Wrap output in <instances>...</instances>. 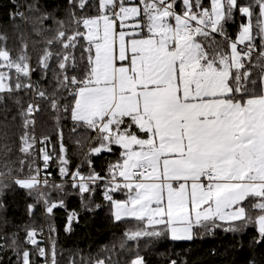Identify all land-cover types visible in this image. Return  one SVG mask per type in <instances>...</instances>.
Instances as JSON below:
<instances>
[{"label": "snow or ice", "instance_id": "6c2138e0", "mask_svg": "<svg viewBox=\"0 0 264 264\" xmlns=\"http://www.w3.org/2000/svg\"><path fill=\"white\" fill-rule=\"evenodd\" d=\"M9 2L20 43L10 47L0 32V101L13 100L22 120L23 158L0 145V192L24 189L29 215L39 205L49 216L68 195L87 211L102 196L113 223L132 226L91 264H147L141 242L216 230L252 228L251 243L264 242V0H64L51 11L40 0ZM25 28L40 38L31 49ZM42 105L57 122L58 149L35 136ZM37 143L43 164L25 170ZM105 154L115 159L97 170ZM53 166L59 182L48 179ZM76 217L69 213V226ZM25 234L43 264H57L54 245L48 254L35 228ZM0 239L8 241L0 251L11 247L22 264H35L28 250L17 251L16 233Z\"/></svg>", "mask_w": 264, "mask_h": 264}, {"label": "trees", "instance_id": "16d2710c", "mask_svg": "<svg viewBox=\"0 0 264 264\" xmlns=\"http://www.w3.org/2000/svg\"><path fill=\"white\" fill-rule=\"evenodd\" d=\"M24 4L30 0H17ZM64 0H40V4L47 10H56ZM11 10L9 0H0V32H7L9 36L8 44L10 47H18L20 43L19 33L13 29L8 21L7 15ZM24 9L21 8V11ZM239 17L236 24L229 27L230 35H235ZM24 38L31 49L33 41L39 40V37L31 34L26 28ZM37 47L40 45L37 44ZM28 97L23 98L26 103ZM42 111L35 113V136L39 141L43 135L50 137L51 144L49 150L54 146L58 149L60 141L57 138V122L51 112L44 107ZM7 109V111L5 110ZM7 116V119H5ZM16 116L13 120L12 117ZM59 126L63 131V143L68 154L72 159V164L78 163L76 148L73 143V136L69 131L68 121L61 119ZM31 131V128L29 129ZM22 120L17 114V108L14 101L5 99L0 101V145L7 142L12 148L10 154L13 159L23 158L18 152V137L22 133ZM4 133H7L5 138ZM41 145L37 143L33 149L35 155L27 163L34 160L35 165L43 164L39 154ZM111 154H105L103 157L95 158V167L100 170L107 161L114 160ZM51 164V162H50ZM41 171L45 170L41 167ZM52 172L49 180L59 182V173L55 171L54 166L47 169ZM99 208L93 211H87L81 207L80 198L77 195H68L64 201V207H57L53 214L49 216L40 210L29 215L27 205L33 203V198L27 194V191L17 186L5 189L0 192V236L6 237L11 233L17 234V251L28 250L30 252V261L35 264H43L44 258L35 254V246L26 242L25 228H35L37 234L35 239L43 247L46 253L50 254L53 245L55 247L57 264H91L95 258H102L105 246H110L112 242L117 241L121 233L131 224L113 223L110 211L103 202L102 196L97 194L93 197ZM75 211L77 217L73 219L71 225H68V215ZM66 227L70 230L66 231ZM255 230L248 228L242 234L224 233L221 230L215 232L201 233L195 235L191 241L171 242L166 241L162 244H154L148 248L143 247L141 242V254L147 260V264H166L167 259H177L186 261V264H264V242L252 244L253 237L256 236ZM6 239H0V244L7 245ZM132 254L129 253L125 259ZM0 264H22V257H18L11 247H5L0 251Z\"/></svg>", "mask_w": 264, "mask_h": 264}, {"label": "built area", "instance_id": "2783aa9c", "mask_svg": "<svg viewBox=\"0 0 264 264\" xmlns=\"http://www.w3.org/2000/svg\"><path fill=\"white\" fill-rule=\"evenodd\" d=\"M38 113V112H37ZM41 175H44V172L43 171H41Z\"/></svg>", "mask_w": 264, "mask_h": 264}]
</instances>
